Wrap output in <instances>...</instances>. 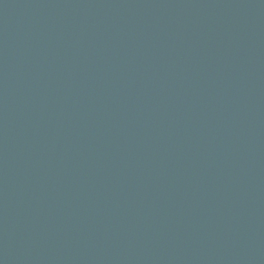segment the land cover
Returning <instances> with one entry per match:
<instances>
[{"label": "water", "instance_id": "water-1", "mask_svg": "<svg viewBox=\"0 0 264 264\" xmlns=\"http://www.w3.org/2000/svg\"><path fill=\"white\" fill-rule=\"evenodd\" d=\"M0 264H264V0H0Z\"/></svg>", "mask_w": 264, "mask_h": 264}]
</instances>
